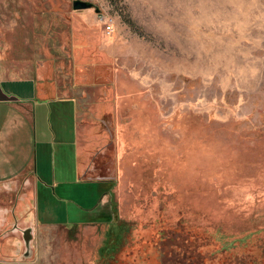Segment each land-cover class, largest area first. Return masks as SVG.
Here are the masks:
<instances>
[{
    "label": "rangeland",
    "instance_id": "rangeland-1",
    "mask_svg": "<svg viewBox=\"0 0 264 264\" xmlns=\"http://www.w3.org/2000/svg\"><path fill=\"white\" fill-rule=\"evenodd\" d=\"M73 1L0 0V76L75 101L100 206L33 223L20 183L0 264H264V0Z\"/></svg>",
    "mask_w": 264,
    "mask_h": 264
},
{
    "label": "crops",
    "instance_id": "crops-1",
    "mask_svg": "<svg viewBox=\"0 0 264 264\" xmlns=\"http://www.w3.org/2000/svg\"><path fill=\"white\" fill-rule=\"evenodd\" d=\"M44 74L0 76V205L27 181L19 206L33 202L30 222L71 225L100 206L104 183L86 176L75 101L59 96ZM53 197H68L58 212L50 205Z\"/></svg>",
    "mask_w": 264,
    "mask_h": 264
},
{
    "label": "water",
    "instance_id": "water-1",
    "mask_svg": "<svg viewBox=\"0 0 264 264\" xmlns=\"http://www.w3.org/2000/svg\"><path fill=\"white\" fill-rule=\"evenodd\" d=\"M92 7V4L86 1L82 0H74L72 3V8L74 10H84V9H89ZM14 227L18 228L17 225ZM21 232H23V239H24V244L26 246L24 257H28L32 253V240H33V227L30 226L28 228L23 229Z\"/></svg>",
    "mask_w": 264,
    "mask_h": 264
},
{
    "label": "built area",
    "instance_id": "built-area-1",
    "mask_svg": "<svg viewBox=\"0 0 264 264\" xmlns=\"http://www.w3.org/2000/svg\"><path fill=\"white\" fill-rule=\"evenodd\" d=\"M104 32L106 34L110 33L112 30V21L111 20H104Z\"/></svg>",
    "mask_w": 264,
    "mask_h": 264
},
{
    "label": "flooded vegetation",
    "instance_id": "flooded-vegetation-1",
    "mask_svg": "<svg viewBox=\"0 0 264 264\" xmlns=\"http://www.w3.org/2000/svg\"><path fill=\"white\" fill-rule=\"evenodd\" d=\"M18 228H20V227H18ZM21 231H22V230H21ZM21 231H20V232H21ZM12 232H19V230H18L16 227H14V228L12 229ZM20 235L22 236V239H23V232H21ZM23 242H24V239H23Z\"/></svg>",
    "mask_w": 264,
    "mask_h": 264
}]
</instances>
